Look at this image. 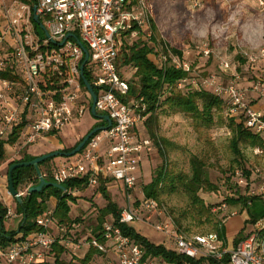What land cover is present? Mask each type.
Segmentation results:
<instances>
[{
  "label": "built area",
  "instance_id": "1",
  "mask_svg": "<svg viewBox=\"0 0 264 264\" xmlns=\"http://www.w3.org/2000/svg\"><path fill=\"white\" fill-rule=\"evenodd\" d=\"M259 1L264 4V0ZM133 2L1 1L0 72L10 70L16 79L0 76V139L10 136L23 123L22 138L26 145H32L51 132H61L71 120L85 113L87 106L81 99L80 70L84 52L73 37H67L68 33H79L90 53L86 65L93 76L92 85L98 91L96 111L109 115L112 125L93 134L78 153L57 162L51 169L52 181L64 185L68 180L86 178L88 186L96 188L100 178L106 180L107 185L120 183L127 192L129 203L122 207L119 223L141 221L152 224L174 243L178 253L215 261L210 264H264V217L228 249L217 232L188 233L177 226L159 200L147 196L144 190L136 195L142 156L152 150L153 142L140 131L149 116L147 104L142 98L128 99L130 84L117 66L123 36L128 32H141V27L148 23L146 2ZM15 5L18 11H14ZM35 14L39 22L34 19ZM31 21L36 30L33 37L30 36ZM38 26L46 30V36H40ZM204 52L208 55L210 49ZM244 56L251 64L264 61V46L257 54L245 52ZM167 62L189 73V77L178 83L179 87L195 83L186 56L171 51L169 55L163 53L161 65ZM221 67L224 71L232 68L228 60H222ZM239 79V73L235 72L231 82H216L212 92L223 99L228 116L240 117L246 128L263 135L264 113L253 107L246 90L239 85ZM254 88L259 89V86L254 85ZM85 92L92 100L89 91ZM253 152L264 157V145L254 147ZM238 182L248 184L243 177ZM18 191L21 196L24 194ZM250 195H261L264 202V182L257 189L252 188ZM16 216L9 208L7 217ZM36 222L43 229L18 235L16 242L0 250V264H53L55 244L62 245L66 252L81 246L74 241V236L82 223H59L54 207L44 210ZM102 235L105 243L93 235L86 240V244L103 253L109 247L116 253L114 259L102 264H171L161 257L146 256L144 248L124 234L112 218L103 222Z\"/></svg>",
  "mask_w": 264,
  "mask_h": 264
},
{
  "label": "rangeland",
  "instance_id": "2",
  "mask_svg": "<svg viewBox=\"0 0 264 264\" xmlns=\"http://www.w3.org/2000/svg\"><path fill=\"white\" fill-rule=\"evenodd\" d=\"M143 1L148 6V23L141 27V32L123 36L122 40L124 39L128 44L142 40L154 46L158 54L152 53L151 57L161 64L163 50L161 46H155L149 36L152 20L157 27L160 40L169 44L167 49L169 51L172 48L182 50L183 55L191 64V76L195 81L192 84L193 87L205 88L212 92L216 82L228 84L232 81L234 73L238 72L239 85L246 90L248 99H252L254 103L264 102V61L258 60L257 63L251 64L244 56L245 52L257 54L264 46V4H261L259 0ZM14 9V11L19 10L17 5ZM2 15L0 5V16ZM31 27L32 35L30 36L33 37L36 30L32 21ZM39 32L40 36H46L41 27H39ZM205 49H210L208 55L205 54ZM222 60L230 62L232 68L229 71L222 69ZM121 72L130 82L134 78L135 68L123 66ZM254 85L259 86V89H255ZM85 93L83 88L81 99L87 106L85 113L71 120L61 132L54 135L53 139L43 137L32 145H26L21 131L16 142L5 145V165L0 166L1 191L4 197L12 196L8 188L9 162L21 159L24 155L39 156L51 151L71 148L99 122V119L89 110L92 100ZM223 117L224 121L217 122L210 129H205L196 127L192 119L183 113H159L156 121L151 125L155 135L151 134L149 125H141L140 131L152 139L153 146L151 151L142 156L136 195L141 194L144 185L152 181L163 165L168 164L169 170L175 173H191V158L199 157L205 163L210 181L219 187L217 191L199 192L204 201L212 206V217L215 223L204 219L201 222L194 218L189 196L181 189L175 192L161 191L160 203L165 205L177 226L188 233L216 231L215 224L219 227L225 226L226 235L221 240L224 247L229 249L237 244L235 238L244 226L245 220L249 218V210L253 208L252 206L245 208L242 201L231 203L227 198L230 196L238 198L241 195L251 196L252 188L257 189L264 182V157L256 155L253 148L245 141L240 143L244 156L235 155L230 148L233 130L229 125L226 109L223 111ZM236 119L239 120L240 117L236 116ZM8 137H3V140H7ZM56 139L60 140L59 144ZM52 158L41 166L43 172L49 173L57 162L65 159L63 156ZM240 177L245 178L248 184H239ZM49 182L53 181L49 180ZM29 187L22 185L19 190L25 195ZM107 191L120 208L129 203L127 192L120 183H109ZM74 196L77 200L71 202L69 215L72 220L79 219L82 223L74 236V241L80 243L81 246L63 254L62 257L67 261L78 260L85 256L90 247L86 244V240L93 234L96 224L99 223L100 209L107 204L100 188L92 186L75 189ZM15 201V198L13 203L6 198L7 206H13L16 212ZM55 204L56 199L51 198L49 207L53 208ZM256 205L262 206L263 202L260 200L256 202ZM20 219L21 216L18 214L16 217L6 218L5 225L9 229H16ZM132 226L156 243H165L169 247H175L174 243L157 231L152 224L135 221ZM251 230L252 223H249L244 230L245 235ZM100 255H95L90 264L104 263L99 258Z\"/></svg>",
  "mask_w": 264,
  "mask_h": 264
},
{
  "label": "trees",
  "instance_id": "3",
  "mask_svg": "<svg viewBox=\"0 0 264 264\" xmlns=\"http://www.w3.org/2000/svg\"><path fill=\"white\" fill-rule=\"evenodd\" d=\"M133 1V3L137 2V0ZM150 28V40L154 42L155 46H161L164 54L169 55L170 51L167 49L169 44L164 40H160L157 27L152 20L150 22ZM128 34L129 32L126 33V35ZM76 35L80 38L79 33H76ZM171 51L180 56L183 54L181 50L176 48H172ZM152 53L158 54V52L154 50V46H150L147 42L140 40L136 43L128 44L123 39L117 60V66L120 70L123 66H133L135 68L134 78L129 82L130 92L128 99L142 98L147 104L146 112L149 113V116L145 125H149L152 135L155 134L151 129V125L152 122L156 121L159 113H183L192 119V122L196 127L205 129H210L217 122L225 120L223 117L225 105L222 98L205 88H195L191 83H185L183 87H179L178 83L189 77V73L183 69L176 68L168 62L164 65L158 64L151 57V55H153ZM84 59L85 54L81 59V63ZM84 72L86 78L93 83V76L88 65L85 66ZM0 76L16 79V76L12 74L10 70L1 71ZM81 84L85 91H88L82 79ZM95 91L96 93L98 92L96 88ZM228 118L229 125L233 130L230 148L235 155L244 156L240 147L241 141H245L252 148L264 145L263 135L246 128L243 121L237 120L236 117L228 116ZM101 123L107 124V121L102 120L100 123L98 122V125ZM23 125L24 124L22 123L15 128L7 140L0 139V166L6 160L5 145L7 143L13 144L18 140L20 132L23 130ZM93 128L94 126L89 132ZM56 134H58V132L50 133V135ZM82 139H80L73 147L63 149V151L74 149ZM35 157L37 156L24 155L21 159L9 162V168L13 163L29 161ZM52 159L53 158H48L39 164V169L47 181L52 180L51 171L45 173L42 171L41 166ZM190 163L191 173H175L172 170H169L168 164L163 165L152 181L144 185L143 190L147 196L154 197L160 201L159 196L161 191L175 192L178 189H181L189 196L193 217L201 222L203 221L202 219H204L205 221L215 223L212 217V206L204 201L199 192L217 191L219 187L210 181L205 168V163L199 157L193 156ZM247 173L249 174V171H247ZM12 176L14 186L18 190L22 185L32 186L40 182L37 168L34 165L15 168L12 172ZM64 186L66 187L65 190L53 185H46L39 192H27L25 195H22L21 202L16 200V213L21 216L16 229H9L6 227L5 219L7 218L9 207L0 200V250H5L12 243L16 242L18 235L25 236L43 229L37 224L36 218L49 207L51 198L56 199L54 214L59 223L79 221V219L72 220L70 218L71 202L73 203L77 200L74 196V190L83 189L88 186V180L86 178L68 180L64 183ZM98 188H100L102 194L106 198L107 204L99 211V223L96 224L92 235L97 237L102 243H105L106 241L102 235V224L108 217H110L121 227L124 234L132 237L144 248L146 256L161 257L171 264H210L215 262L212 259L191 258L184 254H180L174 248L169 247L165 243H156L152 241L147 236L138 232L132 224L119 223L118 220L122 208L111 199L107 191L106 180L100 178V185ZM227 200L231 203L242 201L245 208L248 206H252L253 208L251 211L249 210L250 216L245 220L244 226L235 238V243H238L245 237L244 230L246 225L249 223H252L253 225L258 219L264 217L263 196L241 195L238 198L230 196ZM260 200L263 202V205H256V202ZM214 226L216 230L214 232H217L219 237L224 239L226 235L225 226L219 227L217 224ZM53 251L55 258L54 264H90L95 255L103 253L99 249L91 246L83 258L67 261L62 257L63 254L66 253V249L62 245L55 244Z\"/></svg>",
  "mask_w": 264,
  "mask_h": 264
},
{
  "label": "water",
  "instance_id": "4",
  "mask_svg": "<svg viewBox=\"0 0 264 264\" xmlns=\"http://www.w3.org/2000/svg\"><path fill=\"white\" fill-rule=\"evenodd\" d=\"M34 12L36 11V7L33 8ZM34 19L39 22L38 19V15L35 14L34 15ZM40 26L44 29V26L40 23ZM46 31V30H44ZM67 37H73L78 44L82 47L83 52L85 54V59L84 61L81 63L80 66V70H81V77L82 80L87 88V90L89 91L91 97H92V104H91V113L99 120H105L107 121V126H98V127H94L90 132H88L83 139L79 142V144L72 150L70 151H63V150H55V151H51L48 153H44L41 154L37 157H35L32 160L29 161H22V162H16L10 165L9 168V173H8V188H9V192L10 194L19 202L22 201V196L19 194L18 189L15 188L14 186V182H13V176H12V172L15 168L18 167H23V166H30V165H34L37 168L38 171V176L40 179V182L36 185H32L28 188V193H32V192H39L43 189L44 186L46 185H53L55 187H58L62 190H65L66 187L63 184H59L56 182H49L45 179L44 175L42 174L41 170L39 169V164L41 162H43L44 160L48 159V158H52V157H56V156H63V157H70L75 155L76 153H78L82 147L86 144V142L88 141V139L95 134L98 131H101L102 129L106 128V127H110L112 125V119L109 115L107 114H101L98 113L96 111V101H97V94L95 92V89L92 85V83L86 78L85 76V66L89 60L90 57V53L88 48L85 46V44L82 42V40L75 34V33H68Z\"/></svg>",
  "mask_w": 264,
  "mask_h": 264
},
{
  "label": "crops",
  "instance_id": "5",
  "mask_svg": "<svg viewBox=\"0 0 264 264\" xmlns=\"http://www.w3.org/2000/svg\"><path fill=\"white\" fill-rule=\"evenodd\" d=\"M252 100V99H251ZM250 100V101H251ZM253 101V100H252ZM252 105H253V107L256 109V110H258V111H261V112H264V102H262V103H254V101H253V103H252ZM54 138V135H50V134H47L45 137H44V139H53ZM57 140V139H56ZM57 144H59L60 143V140H57ZM56 145V144H55ZM5 165V163H3L2 164V167ZM1 175V174H0ZM0 178H1V176H0ZM0 200L7 206V203H6V198L9 200V202H12L13 203V200H14V198L12 197V196H7V197H4V193H3V191H1L2 190V183H1V180H0ZM12 199V200H11ZM11 200V201H10ZM16 200V199H15ZM16 202V201H15ZM10 209H13L14 210V208H13V206L12 207H9ZM17 214V213H16ZM7 218H12V217H7ZM20 222V221H19ZM18 222V223H19ZM104 256V258H102V256ZM100 256H99V258H101V261H103V262H106V261H108V260H110V259H114L115 257H116V253L113 251V249L111 248V247H109L108 248V251L106 252V253H102Z\"/></svg>",
  "mask_w": 264,
  "mask_h": 264
},
{
  "label": "flooded vegetation",
  "instance_id": "6",
  "mask_svg": "<svg viewBox=\"0 0 264 264\" xmlns=\"http://www.w3.org/2000/svg\"><path fill=\"white\" fill-rule=\"evenodd\" d=\"M101 121H102V120H99V123H100ZM105 125H107V124H102V123H101V124L98 125V123H97V124L94 125V127H98V126H101V127H102V126H105Z\"/></svg>",
  "mask_w": 264,
  "mask_h": 264
}]
</instances>
